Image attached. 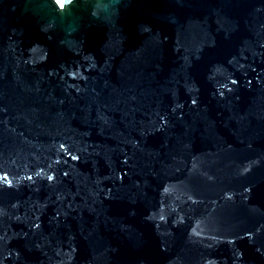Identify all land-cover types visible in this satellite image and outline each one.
<instances>
[{"label": "water", "instance_id": "obj_1", "mask_svg": "<svg viewBox=\"0 0 264 264\" xmlns=\"http://www.w3.org/2000/svg\"><path fill=\"white\" fill-rule=\"evenodd\" d=\"M61 2L0 0V264H264V0Z\"/></svg>", "mask_w": 264, "mask_h": 264}, {"label": "snow or ice", "instance_id": "obj_2", "mask_svg": "<svg viewBox=\"0 0 264 264\" xmlns=\"http://www.w3.org/2000/svg\"><path fill=\"white\" fill-rule=\"evenodd\" d=\"M56 3H57L58 5H60L61 7L63 6L61 0H56ZM193 103H195V101H193ZM74 158H75V157H74ZM49 179H52V177H49Z\"/></svg>", "mask_w": 264, "mask_h": 264}]
</instances>
